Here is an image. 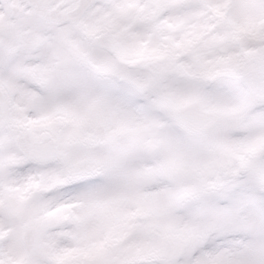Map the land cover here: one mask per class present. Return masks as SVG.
Returning <instances> with one entry per match:
<instances>
[{
	"label": "snow or ice",
	"instance_id": "obj_1",
	"mask_svg": "<svg viewBox=\"0 0 264 264\" xmlns=\"http://www.w3.org/2000/svg\"><path fill=\"white\" fill-rule=\"evenodd\" d=\"M0 264H264V0H0Z\"/></svg>",
	"mask_w": 264,
	"mask_h": 264
}]
</instances>
